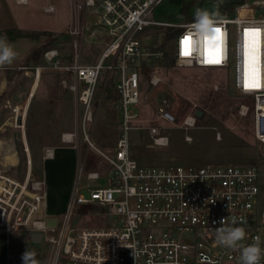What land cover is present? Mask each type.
Listing matches in <instances>:
<instances>
[{
  "label": "built area",
  "instance_id": "1",
  "mask_svg": "<svg viewBox=\"0 0 264 264\" xmlns=\"http://www.w3.org/2000/svg\"><path fill=\"white\" fill-rule=\"evenodd\" d=\"M162 1L84 0V5L76 7L85 9L83 22L76 15L67 28L72 59L65 60L56 47L44 53L51 69L70 76L62 85L74 93L82 110L86 140L109 167L105 176L99 170L87 172V180L106 178L105 185H93L82 183L83 166H79L65 212L53 215L48 210L46 177L35 176L24 124L18 125L23 132L20 153L25 156V173L19 177L0 164V231L41 233L42 240L55 246L51 264H240L238 251L213 243L214 229L222 219L231 223L232 217L246 229L245 245L259 237L264 248V182L258 165L142 164L131 153L130 138L133 129L148 130L153 144L165 147L170 138L159 120L185 130L196 127L197 108L179 120L166 98L156 108L153 121L146 124L139 112L143 84L158 87L164 81L160 63L165 52L145 45L144 39L156 26H166L180 28L173 38L179 66L225 71L236 92L250 98L240 114L252 111L254 137L264 143V0L236 1L232 13L219 16L220 32L203 37L193 32L195 19L156 20L154 12ZM88 10L94 13L92 23ZM86 36H93L88 40L93 43L101 39L98 43L103 48L94 63L81 61L80 47ZM105 70L118 73L114 107L120 113L121 133L111 152L96 147L86 132ZM212 89L219 91V83H213ZM79 133V129L63 133L62 139L76 146ZM217 136L221 138L220 133ZM185 139L190 141L192 136L186 134ZM52 157L54 148H46L43 159ZM93 215L97 222L81 224ZM52 217L58 218L56 226L47 223Z\"/></svg>",
  "mask_w": 264,
  "mask_h": 264
},
{
  "label": "rangeland",
  "instance_id": "2",
  "mask_svg": "<svg viewBox=\"0 0 264 264\" xmlns=\"http://www.w3.org/2000/svg\"><path fill=\"white\" fill-rule=\"evenodd\" d=\"M39 1L56 4L55 0ZM56 1L60 5L68 2V0ZM187 2L188 0H163L155 10L154 17L163 22H188L190 20L186 16L184 18L179 17ZM225 5L224 3L221 5V0H197L190 9L189 15L195 18L197 9H207L210 12L217 11L219 16L232 13L233 10L226 9ZM86 13L88 22L92 23L94 13L90 10ZM65 20L66 17L63 16L61 9L45 12L42 7L35 5L34 0H31L29 5L17 4L15 0H0V29H53V31L46 30L48 34L41 36L49 45L45 51L56 47L65 60H71L73 49L69 34H67V30L57 31L64 26ZM93 38V36H86L81 44L82 62L94 63L101 48H103L98 45L101 39H98L97 44L88 41L93 40ZM8 41L18 53L13 65L25 58L29 48L37 42L36 39L30 37H20ZM144 44L150 47H158L165 52L164 59L160 63L163 66L164 81L158 87H151L147 82L142 87L139 112L143 118L147 119L145 123L147 124L157 117L156 108L163 98L169 101L172 111L179 120L195 108L205 111V115L196 121V127L188 130L168 126L163 120H159L158 124L166 126L163 130L170 138V143L165 147L154 145L148 130H131V153L133 157L142 164L149 165L253 163L260 167L264 182V143L259 142L254 137L252 111H249L247 115L240 114L241 106L249 104L251 100L236 92L232 86L230 75L225 71L214 69L179 66L174 58L173 38L167 40L164 31H151L150 35L144 39ZM44 53L38 63H30L27 66L21 64L8 69V90L5 93H0V139L12 147L17 157V164L13 169V166H5L3 162L4 168L10 172L15 170L19 177L24 176L26 161L24 154L20 153L23 132L21 133L18 125L24 124L34 158V174L37 178L42 176L40 164H42V171H46V161H43L46 148L63 145L60 141L61 134L63 132H78L79 128V143L76 144V147L81 155L80 168L83 166L82 183L105 185L106 178L97 180H87L86 178L87 172L93 170H99L103 176L108 175V164L86 140L83 127H81L82 110H77L74 93L62 85L64 78L71 80L70 76L64 72L51 69ZM22 66L24 67L22 68ZM37 67H42L43 70L36 87L35 96L31 98L29 103L26 96L20 104L22 108L15 113L9 99L12 100L15 92L21 87L25 91L28 90L32 80L27 71H36ZM149 74L150 72L147 73V75ZM117 76L116 70H105L99 79L93 101L94 118L86 126L90 140L96 147L106 152H111L114 149L121 133L120 113L114 107L117 98L113 97L116 96L114 88ZM215 82L220 85L219 91L212 89ZM14 114L15 117L11 123L3 128V117L7 116L6 121L8 122ZM219 133L221 138H217ZM186 134L191 135L192 140L187 141L185 139ZM44 143H51V145ZM78 169L77 162H65L64 166L62 165V171L59 172L63 176L61 185L68 182L72 174H75L74 180L76 181ZM75 181L73 182L75 183ZM84 192L88 194L86 190ZM97 221L98 217L93 215L91 219H83L81 224ZM54 249L55 246L52 243L42 240L37 258L41 260L42 264H51Z\"/></svg>",
  "mask_w": 264,
  "mask_h": 264
},
{
  "label": "crops",
  "instance_id": "3",
  "mask_svg": "<svg viewBox=\"0 0 264 264\" xmlns=\"http://www.w3.org/2000/svg\"><path fill=\"white\" fill-rule=\"evenodd\" d=\"M30 1L31 0H28L27 1L28 3L27 2L19 3L17 2V0H15L17 4H23V5H29ZM96 1L101 2L103 0H96ZM34 2L35 5H37L38 7H42L45 12H54L57 9H61L63 16L66 17V20L64 22V26L60 27L59 30H57L58 32L66 31L68 26L71 25L76 19V15H78V22L80 23L83 22L85 9L84 8L77 9L76 7L77 4L84 5V0H68V2H65L64 5H60V3L56 0H55L56 4H53V2L46 3L39 0H34ZM46 6H52L54 7V10L46 11L44 8ZM24 29L33 30V31H46V30L53 31V29L50 28L43 30H37V29L34 30V29H26V28ZM7 40H14V39H7ZM36 40L37 42L31 48H29L25 58H22L16 65L12 64L10 66L5 67L3 70H0V93L1 92L5 93L8 90V72H9L8 69L19 66L21 64L24 65L30 53L34 49L45 44L44 39L41 37ZM70 43L72 46V42ZM90 43L94 44L93 42ZM98 45L100 44L98 43ZM84 63H90V62L84 61ZM27 72L28 74H30L29 76L31 77L32 80L28 90L25 91L24 88L21 87L15 92L13 98H11L12 100L9 99V101L12 103L13 107L15 108L16 113L20 111V109L22 108L20 104L22 103L23 99L26 98V96L28 97L27 99L28 103L31 100V98L35 96L36 87L38 86L42 74L40 68L38 69V71L28 70ZM75 101H76V97H75ZM76 104H77L76 105L77 110H80L77 101ZM14 117L15 114L12 116V118H9L10 120H8V122L6 121L7 116L5 118L3 117V128L4 126H7L8 123H11V120L14 119ZM63 133L60 136V141L63 143V145H58L53 147L54 157L48 158L46 160L43 159V161H46V171L45 172L42 171V164H40L39 166L42 176L46 177L47 180L48 194H49L48 210L51 214L56 216H61L65 212L69 195L71 193L74 184L73 181H75L74 180L75 174L74 175L72 174L69 181L66 182L64 185H61L63 176L60 175L59 172L62 171L61 170L62 165L64 166V163L68 161L72 163L77 162L78 166H80L81 164V155L79 150L73 143H68L63 141L62 139ZM26 139L28 141L27 133H26ZM78 143L79 142L77 140L76 144L78 145ZM44 144L51 145V143H44ZM1 162H4L5 166H13L17 163V157L14 154L12 147L8 145L5 141L0 139V163ZM31 235L32 233H28L24 231H13L10 233L0 231V264H23L21 260V256L22 253H24L25 250L27 249L34 250L36 253L37 252L40 253L41 242L38 243L33 241Z\"/></svg>",
  "mask_w": 264,
  "mask_h": 264
},
{
  "label": "clouds",
  "instance_id": "4",
  "mask_svg": "<svg viewBox=\"0 0 264 264\" xmlns=\"http://www.w3.org/2000/svg\"><path fill=\"white\" fill-rule=\"evenodd\" d=\"M219 24V14L217 11H208L207 9H197L195 13V22L192 25L193 32L203 37L214 33ZM18 53L14 50L7 37H0V70L10 66L16 60ZM183 195V193H182ZM220 227L214 229V245L239 252L240 264H261L264 258V248L261 247L259 237L248 245L243 241L247 238L246 229L238 225L235 217L220 221ZM21 260L23 264H42L37 258L34 250L27 249L22 253Z\"/></svg>",
  "mask_w": 264,
  "mask_h": 264
},
{
  "label": "trees",
  "instance_id": "5",
  "mask_svg": "<svg viewBox=\"0 0 264 264\" xmlns=\"http://www.w3.org/2000/svg\"><path fill=\"white\" fill-rule=\"evenodd\" d=\"M197 0H188V2L183 6L182 13L189 18V20H194V17H190L189 11L192 8V6L195 5ZM223 3L221 2V5ZM237 5V2L233 1L230 3H227L225 5L226 9L234 10L235 6ZM188 20V19H187ZM152 31H164L167 36V40L174 38L175 35L178 34L180 31V28L177 27H166V26H156ZM48 34L46 31H33V30H25L20 28H8V29H0V37H7V39H17L20 37H30L34 39H39L41 36ZM69 36V39H71V36ZM49 45L47 43L43 44L42 46L34 49L30 55L28 56L25 66L29 65L30 63H38L41 60L42 54L45 52L46 47ZM167 65L166 63H164ZM116 97L117 96H113ZM263 191H264V185H263Z\"/></svg>",
  "mask_w": 264,
  "mask_h": 264
},
{
  "label": "water",
  "instance_id": "6",
  "mask_svg": "<svg viewBox=\"0 0 264 264\" xmlns=\"http://www.w3.org/2000/svg\"><path fill=\"white\" fill-rule=\"evenodd\" d=\"M233 1H240V0H221L222 3L224 4H227V3H230V2H233ZM180 18H184L185 15H183L182 13L179 15ZM197 116L198 117H202L203 116V110H198L197 111ZM81 212H84V210H82ZM57 222H58V218L57 217H52V218H49L47 223L49 226H56L57 225ZM32 237V240L35 241V242H41L42 241V234L41 233H32L31 235Z\"/></svg>",
  "mask_w": 264,
  "mask_h": 264
},
{
  "label": "snow or ice",
  "instance_id": "7",
  "mask_svg": "<svg viewBox=\"0 0 264 264\" xmlns=\"http://www.w3.org/2000/svg\"><path fill=\"white\" fill-rule=\"evenodd\" d=\"M213 31L215 32V33H219L220 32V29H218V28H216V29H213ZM255 31H258V30H255ZM188 40V37H185V41H187ZM184 54H188L187 52H185ZM218 62V61H217Z\"/></svg>",
  "mask_w": 264,
  "mask_h": 264
},
{
  "label": "bare ground",
  "instance_id": "8",
  "mask_svg": "<svg viewBox=\"0 0 264 264\" xmlns=\"http://www.w3.org/2000/svg\"><path fill=\"white\" fill-rule=\"evenodd\" d=\"M250 62H251V61H250ZM40 71H41V69H40ZM14 111H15V113H16L15 108H14ZM0 164L3 165V162H1ZM16 164H17V163H16ZM16 164H15V165H16ZM15 165H13V166H15ZM3 166H4V165H3Z\"/></svg>",
  "mask_w": 264,
  "mask_h": 264
},
{
  "label": "flooded vegetation",
  "instance_id": "9",
  "mask_svg": "<svg viewBox=\"0 0 264 264\" xmlns=\"http://www.w3.org/2000/svg\"><path fill=\"white\" fill-rule=\"evenodd\" d=\"M204 115H205V111H203V116H204ZM203 116H202V117H203ZM202 117H198V116H197L198 119H199V118H202Z\"/></svg>",
  "mask_w": 264,
  "mask_h": 264
}]
</instances>
